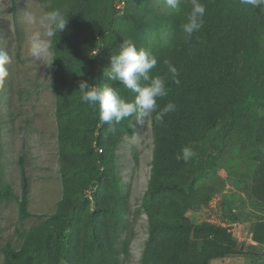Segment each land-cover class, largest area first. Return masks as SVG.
Returning a JSON list of instances; mask_svg holds the SVG:
<instances>
[{"label":"trees","instance_id":"trees-1","mask_svg":"<svg viewBox=\"0 0 264 264\" xmlns=\"http://www.w3.org/2000/svg\"><path fill=\"white\" fill-rule=\"evenodd\" d=\"M33 1L45 12L60 9L69 15L64 31L50 41L56 59L49 67V87L55 104L61 196L50 213L29 212L24 155L17 161L20 195L4 183L0 118V236L4 202L17 205L18 222L36 221L16 230L17 245L9 241L0 247L2 264L129 260L131 195L122 182L118 149L134 135L135 117L109 131V125L100 121L99 105L83 102L78 90L81 80L100 88L107 84L126 101L134 100L135 93L107 79L110 56L118 53L125 39L157 59L150 75L164 77L167 91L157 99L159 108L169 102L176 106L162 123L155 121V114L149 119L153 149L139 205L147 218L140 264H210L217 259L264 264L263 259L245 263V246L229 228L192 222L187 215L208 206L215 191L203 183L221 170L234 178L235 190L243 191L251 206L264 211V8L254 9L241 0H199L205 6L204 24L187 37L181 25L187 21L191 0H182L179 12L165 0L162 11L148 0ZM119 2L122 9L116 8ZM165 61L177 68L179 84ZM184 147L195 155L177 160ZM236 161H245V168H230ZM247 179L251 184L245 189ZM230 200L223 196L218 205L233 215L237 207ZM251 240L264 246V221L255 222Z\"/></svg>","mask_w":264,"mask_h":264},{"label":"rangeland","instance_id":"rangeland-1","mask_svg":"<svg viewBox=\"0 0 264 264\" xmlns=\"http://www.w3.org/2000/svg\"><path fill=\"white\" fill-rule=\"evenodd\" d=\"M162 1L148 0L154 9L160 6L161 11L164 7ZM12 3L17 21L16 26L13 25ZM26 10L38 17L45 13L43 8L33 0H13V2L12 0H0V50L7 51L11 56V63L6 65L9 71L7 85H0V89L3 88V94L0 97L3 181L11 186L17 196L20 195L21 181L17 161L20 155H24V175L29 186L28 210L32 215H45L53 210L56 201L61 196L60 183L57 181L55 104L53 92L49 87L51 80L49 66L41 61H35L29 53L31 33L37 30L43 31V29L39 25L25 23L24 12ZM133 127L134 135L126 137L118 149L122 182L131 195V212L127 216L131 254L129 260L122 264H139V254L146 235V219L139 210V205L146 188L153 149L149 119L139 123L134 121ZM134 154L137 160L134 159ZM245 166V161H236L230 168L244 169ZM233 183L234 178H229L223 170L219 171L218 176L206 180L203 184L214 187L215 195L212 202L210 201L212 208L199 216L203 220L209 219L216 224H224L225 216L218 209L214 212L210 209L214 208L216 200L220 197L227 196V199H233V201L230 200L232 204L241 208V210L238 209L237 222L241 226L240 230L238 227L229 228V232L236 237L238 242L244 244L247 251L244 256L245 263L264 260V251L261 257H259L260 254L250 253V251H255L250 240L253 224L257 221H264V212L251 206L250 198L243 191L235 190ZM243 183L246 189L250 186L251 179ZM237 193V197L233 196ZM35 223L34 218L18 222L17 205L12 202L3 204L0 247L9 241L17 245L19 237L16 230L20 232L21 229L25 230ZM239 262H241L240 259ZM0 264H2L1 256ZM211 264L223 263L213 261Z\"/></svg>","mask_w":264,"mask_h":264},{"label":"clouds","instance_id":"clouds-1","mask_svg":"<svg viewBox=\"0 0 264 264\" xmlns=\"http://www.w3.org/2000/svg\"><path fill=\"white\" fill-rule=\"evenodd\" d=\"M181 2L182 0H165L166 5L171 10L176 12L180 11ZM241 2L245 5H251L254 9L264 8V0H241ZM204 15L205 6L200 3L199 0H191V11L187 15V21L181 25L182 31L187 37H191L194 32H198L202 28L204 24ZM68 16V14L60 9H53L45 12L43 16L39 17L31 11L26 10L24 12L25 23L28 25H39V27L43 29V31L37 30L32 32L29 37V53L35 61H41L43 64L51 67L53 61L56 59L52 58L53 53L50 50V41L64 31L68 24ZM96 54L97 50L94 51L92 57H95ZM10 63L11 56L9 53L7 51L0 50V85L2 86L7 85L9 71L6 65H9ZM165 64L167 65L168 72L171 74L173 81L176 84H179V72L177 68L168 61H165ZM156 65L157 59L150 50H146L144 48L138 49L131 39H125L122 43H120L118 53L111 54L110 56V63L107 68V79L111 81H119L125 88L135 93L136 95L134 100L131 102L126 101L119 95L115 88L107 84L103 88H100L95 84H90L87 81L81 80L79 82L78 90L82 94V101L93 106H96L97 104L99 105L100 121L109 125V131L114 130V125L120 124L122 120L133 116L135 117V121L139 123L145 119L153 118V114H155V121L162 123L164 116L169 112L175 111L176 106L174 103L169 102L166 106L160 109L157 104V99L165 97L167 95V91L166 79L164 77L160 75H150L151 70L155 68ZM2 94L3 88L0 89V97ZM194 155L195 153L190 147H184L181 154H178L176 159H183L184 161H187ZM220 198H218L214 204L215 209H210V211L214 212L218 209L219 212L225 216L224 224H216L209 219H191L189 214L195 213L191 211L188 212V217L192 222H209L213 225L227 228L235 227L238 222V216L236 215V212L239 215V212L237 211L238 208L233 210V215L230 214L225 207H220L218 205ZM211 202L208 206L201 209L204 210L203 213L207 212L209 208H212L210 207ZM5 203L8 202H4L3 204ZM142 214L146 219L147 228V218L144 213ZM235 215L236 218L234 219ZM239 225L241 226V224ZM146 238L147 230L143 244ZM251 246L255 248V251H250V253L254 252L258 254L259 252H257L256 249H258L257 246L259 245L251 240ZM262 247L264 246H260V248ZM141 252L142 248L139 254V264ZM217 261H222V263L225 264L229 262L227 259H217Z\"/></svg>","mask_w":264,"mask_h":264},{"label":"crops","instance_id":"crops-1","mask_svg":"<svg viewBox=\"0 0 264 264\" xmlns=\"http://www.w3.org/2000/svg\"><path fill=\"white\" fill-rule=\"evenodd\" d=\"M246 207V206H245ZM245 207H244V209H245ZM239 210H241V208H238ZM258 209V208H257ZM261 210V209H260ZM238 211V210H237ZM262 211V210H261ZM203 212H204V210H201V211H198V212H195V213H191V214H189V216H190V218L192 219H194V218H201V219H203L202 217H200L199 215L200 214H203ZM236 215L238 216V213L236 212ZM205 220V219H204ZM229 225V224H228ZM236 227H238L239 228V230H240V225L237 223V225H235V228ZM238 238H240V236L238 237ZM257 248L259 249V251H264V247H262V248H260V246H257ZM215 261H217V260H215ZM213 262V261H212ZM218 262V261H217Z\"/></svg>","mask_w":264,"mask_h":264},{"label":"built area","instance_id":"built-area-1","mask_svg":"<svg viewBox=\"0 0 264 264\" xmlns=\"http://www.w3.org/2000/svg\"><path fill=\"white\" fill-rule=\"evenodd\" d=\"M123 7V2H119L116 6L117 9H122Z\"/></svg>","mask_w":264,"mask_h":264}]
</instances>
